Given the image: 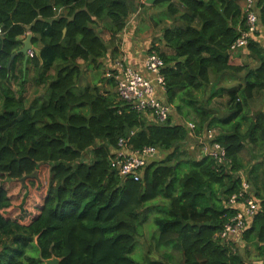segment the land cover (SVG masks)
Here are the masks:
<instances>
[{
    "label": "trees",
    "instance_id": "obj_1",
    "mask_svg": "<svg viewBox=\"0 0 264 264\" xmlns=\"http://www.w3.org/2000/svg\"><path fill=\"white\" fill-rule=\"evenodd\" d=\"M241 2L152 4L164 6L159 20H171L160 37L170 52L154 46L147 51L163 61L164 100L194 125L195 136L217 129L212 141L227 159L218 162L180 146L188 122L173 123L170 114L154 122L119 99L109 88L115 79L105 71L100 81L108 87L81 84L86 70L103 73L109 45L113 54L118 51L129 0H0V264H46L52 257L57 264H167L129 255L149 215L155 246L176 250L175 264H245L237 246L218 235L236 213L228 199L240 188L236 172L245 171L242 150L248 144L254 158L264 155V112L248 114V102L264 90L258 30L243 48H230L244 27ZM256 10L258 29H264V0H256ZM27 32L40 49L27 55L26 64L35 69L34 83L45 88L28 105L8 86L23 59L16 50ZM241 49L255 67L233 63ZM242 70V82L218 86L222 75L234 78ZM222 95L225 116L209 105ZM121 138L129 149L151 145L168 154L151 160L140 179L122 177L110 164ZM244 175L258 209L240 239L244 249L263 257L264 162L253 163Z\"/></svg>",
    "mask_w": 264,
    "mask_h": 264
},
{
    "label": "built area",
    "instance_id": "obj_2",
    "mask_svg": "<svg viewBox=\"0 0 264 264\" xmlns=\"http://www.w3.org/2000/svg\"><path fill=\"white\" fill-rule=\"evenodd\" d=\"M244 3V27L239 29V35L231 44L232 50L243 48L247 45L249 39L253 38L258 30L259 19L256 10V0H243ZM1 32V26H0ZM33 55L32 51L28 52ZM143 66L150 77L142 74L137 68L129 65L123 58L115 64L116 73L107 72L108 76L115 79V90L119 99L131 103V107L142 112L151 121L163 122L171 112V106L164 99L156 95L155 86L164 90V79L161 73L163 61L154 51L147 52L144 57ZM188 128L192 129L193 124L188 122ZM216 131L206 130L201 143H206L203 153L212 156L218 162H225L223 147L212 141ZM119 149L116 155L111 159L110 164L122 177H131L134 180L141 178L144 167L155 157L159 148L155 146H144L138 150H132L126 147L125 139L118 141ZM241 178L239 191L233 193L228 202L236 208L235 215L231 221L218 233L224 240H230L233 236L240 235L246 226V221L258 209V203L254 197L250 183L245 178L242 170L236 172Z\"/></svg>",
    "mask_w": 264,
    "mask_h": 264
},
{
    "label": "crops",
    "instance_id": "obj_3",
    "mask_svg": "<svg viewBox=\"0 0 264 264\" xmlns=\"http://www.w3.org/2000/svg\"><path fill=\"white\" fill-rule=\"evenodd\" d=\"M131 5V11L126 19L125 27L118 33V51L116 53H112V46L109 45L108 52L106 56L102 59V63L104 65L103 73L99 76L96 71L86 70L88 72V78L86 82L83 81L82 77V85L84 84H97L98 86L103 85L104 87H108L105 83L100 81V78L104 76L105 69L114 68L115 64L118 60L123 58L129 65L137 68L142 74L150 77L148 72L145 70L143 66L144 57L146 52L152 48V46L156 47L160 51H164L169 53L170 49L165 47L160 40L161 30L162 28L171 23V20H159L162 11L164 10V6L152 5L146 2V0H129ZM157 21V23H155ZM29 33L27 32L25 35L21 37V43L16 50V53L19 52L21 48L29 44V49L27 52L23 53V59L18 64H16V68L14 71V78L9 80L8 86L9 88L15 92L16 95H21L24 99V103L26 105L30 104L37 96H43L45 88L34 83L35 77V69L30 64H26L28 60V52L33 51L36 54V50L40 49V43H33L31 38L27 41V36ZM109 36L107 34L104 35V39L108 40ZM79 63H82L79 60ZM85 71V72H86ZM90 77V79H89ZM112 91H115V87H109ZM156 95L161 99H165L164 90H161L158 86H155ZM146 116V115H145ZM148 118V116H146ZM171 122L173 123H183L186 124L187 121L181 119L182 117L177 115L172 116ZM181 117V118H180ZM182 120V122L176 121V119ZM148 120H150L148 118ZM190 129V128H189ZM188 129V137L184 140L185 144L189 143L192 145L188 148V151H191L194 156H200L201 154L196 152L195 145L193 143L200 142L201 138L195 136L192 130ZM117 152V149L114 150ZM114 152V153H115ZM203 153V152H201ZM168 151L159 150L153 160H163L166 158ZM204 154V153H203ZM90 158V155H89ZM244 173V172H243ZM230 241L233 242L236 246L244 247V242L240 239V235L233 236L230 238Z\"/></svg>",
    "mask_w": 264,
    "mask_h": 264
},
{
    "label": "rangeland",
    "instance_id": "obj_4",
    "mask_svg": "<svg viewBox=\"0 0 264 264\" xmlns=\"http://www.w3.org/2000/svg\"><path fill=\"white\" fill-rule=\"evenodd\" d=\"M244 3L245 2H243V3L241 2V5L243 4V6H244ZM257 33H258L257 39L259 40L261 46L264 48V29H263V27H260L258 29ZM101 35L104 37V33H101ZM233 63H235V64L236 63L237 64H248L250 67H255L257 65L255 60L248 55L247 49L239 50L235 54V56L233 57ZM111 70H115V69L114 68L105 69V75L107 72H110ZM244 72H245L244 70L237 72V74L234 75V78L229 76V75H225V76L222 75L220 81H218V86L229 87V86L237 84L238 82H242ZM111 73H112V71H111ZM87 78H88V72L86 71L83 74V81L86 82ZM89 79H90V77H89ZM203 96H207V94L204 93ZM226 101H227L226 95L215 96V97H212L209 105L211 108H213L215 110V114H217V115L220 114V115L225 116L228 113L227 109H226ZM248 106H249L248 107V114H252L258 110H261L264 112V90L256 91L252 100H250L248 102ZM170 115H171V118H173L172 116L176 117L178 115L173 110L172 107H171ZM190 117L191 116H189V119H190ZM180 118L178 120L176 118L175 119L178 122H182V120H180ZM181 119H183V118H181ZM187 122H189V121H187ZM211 130H213V129H211ZM215 131H217V129H215ZM191 145H192V143L191 144H189V143L185 144V141H183L180 144V146L182 148H185V149H187V147L189 148ZM193 145H195V147H194L195 150H193L194 152H196L198 149V152L200 151L199 153L203 154L201 152H203L206 143L203 145V143H201V142H195V143H193ZM254 153H255V151L253 149H251L250 145L247 144L240 154V156L243 160V163L246 165L244 172L247 174V176H248L249 167L253 163H256L257 161H263L264 162V155L263 154H260V155H258L259 157L254 158V155H253ZM37 176H38V173L36 172L34 178H37ZM22 183H24V179L22 180ZM33 203H31L30 205H32ZM155 233H156V227H155L154 223L152 222V215H149L148 220L142 226L141 233L136 237V244H134L133 251L129 255L137 262H143L150 257L152 259H162L163 258V259H165L167 264H175L177 259H178L177 251L170 249L168 247H165V248L164 247H156L155 243H154ZM234 246H236V245L234 244ZM165 252L172 253L173 258L172 259L166 258L164 255ZM236 252H238L239 254H241L243 256L245 264H248V263L264 264V256L263 257H260V256L256 257L255 253L253 252V249H251V248L244 249V247L237 246ZM31 254L36 256V253H34V252H32ZM148 255H149V257H147Z\"/></svg>",
    "mask_w": 264,
    "mask_h": 264
},
{
    "label": "water",
    "instance_id": "obj_5",
    "mask_svg": "<svg viewBox=\"0 0 264 264\" xmlns=\"http://www.w3.org/2000/svg\"><path fill=\"white\" fill-rule=\"evenodd\" d=\"M154 1H155V0H146V2L149 3V4H152ZM30 38H31V35L29 34V35L27 36V41H29ZM29 48H30V47H29V44H27L26 46H24L23 48H21V49L19 50V52L25 53V52L28 51ZM15 54H16V53H13V54L11 55L10 60H9V62H8V65H7V68L9 67V65H10V63H11V61H12V59H13V57H14ZM38 54H39V50H36V55H38ZM58 262H59V259H57V258H55V257H52V258H50V259H46V260H45V263H46V264H57Z\"/></svg>",
    "mask_w": 264,
    "mask_h": 264
}]
</instances>
